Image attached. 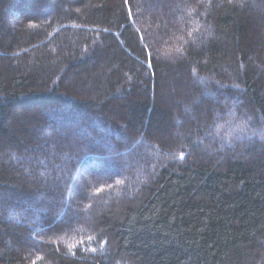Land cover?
<instances>
[{
  "label": "trees",
  "instance_id": "1",
  "mask_svg": "<svg viewBox=\"0 0 264 264\" xmlns=\"http://www.w3.org/2000/svg\"><path fill=\"white\" fill-rule=\"evenodd\" d=\"M130 3L0 0V264H264V0Z\"/></svg>",
  "mask_w": 264,
  "mask_h": 264
},
{
  "label": "snow or ice",
  "instance_id": "2",
  "mask_svg": "<svg viewBox=\"0 0 264 264\" xmlns=\"http://www.w3.org/2000/svg\"><path fill=\"white\" fill-rule=\"evenodd\" d=\"M123 4H124V6H126V8H127L126 18H127V19H133L132 4L130 3V0H123ZM32 26H33V27H36L37 25H34V24H33ZM139 39H140L141 41L144 39L143 34H140ZM140 51H141V54L144 55V57H145V61H146V62L142 65V67L145 68L146 70H148L149 72H151L152 76L154 77V76H155V68H156V64L154 63V57H153V55H152V50L149 49V48H147V47H141V48H140ZM221 87H222V86H221ZM222 95H223V94H222ZM201 114H202V115H205V114H206V115H209V116H210V115H211V112L208 111V110H205V112H202ZM184 155H185V154H184L183 152L180 153L181 158H183ZM116 183L119 184V183H122V181L117 180ZM69 187H70V189H71L72 186H69ZM109 187H110V185H109ZM102 190H103V187H101V188H97L96 191H97V192H100V191H102ZM72 194H73V195L76 194V193H75V190L72 191ZM10 203H12V201L5 199V197H4L3 195H0V223H5L6 225H7L8 223H11L10 220H7V221H6L5 218H4V216H3L4 211H7V210H8V206H9ZM64 204H65L66 207H69V208H70V205H71V198L65 200V201H64ZM15 207H19V208H21L22 214H23L24 211L27 210V209L24 207V205H23V203H22L21 201H16V202H15V204H14V208H13V211H14ZM80 218H81V216H80L79 209L74 210V211H73V215H72V217H71V218H70L65 224H62V225H56V226H49L48 229H47V231H48V232H51L53 235H55V234H57V233L66 232V231H68V230H71L73 224H74L75 222H78V221L80 220ZM3 234H4L3 232H0V235H3ZM88 239L91 240L92 237L90 236ZM53 243H55V241H53ZM83 243H84V242L81 241V245H83ZM100 243H101V245L103 246V245L107 244V240H106V239H105V240H102V241H100ZM31 246H33V247L36 246L35 241L32 242V245H31ZM73 247L75 248L76 246H73ZM84 250L87 251V249H84ZM91 251H92V252H95L96 249H95V248H92ZM69 254L72 255V256H75V255H76L75 251H72V252L69 253ZM32 264H36V260H33V261H32Z\"/></svg>",
  "mask_w": 264,
  "mask_h": 264
}]
</instances>
